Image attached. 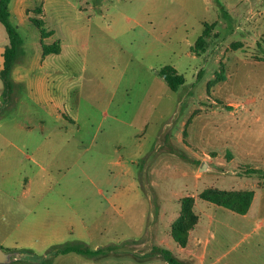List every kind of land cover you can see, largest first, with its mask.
<instances>
[{"label": "rangeland", "instance_id": "obj_1", "mask_svg": "<svg viewBox=\"0 0 264 264\" xmlns=\"http://www.w3.org/2000/svg\"><path fill=\"white\" fill-rule=\"evenodd\" d=\"M246 1L233 15L238 0H16L8 93L0 76V248L23 250L13 264H168L153 220L174 222L185 197L204 264H264V213L200 199L245 189L264 202V1ZM166 67L186 80L177 92ZM63 245L102 253L55 256Z\"/></svg>", "mask_w": 264, "mask_h": 264}, {"label": "trees", "instance_id": "obj_2", "mask_svg": "<svg viewBox=\"0 0 264 264\" xmlns=\"http://www.w3.org/2000/svg\"><path fill=\"white\" fill-rule=\"evenodd\" d=\"M11 1L12 0H0V23L4 27L9 39V46L6 47L5 54V69L0 72L1 79L5 85L4 94L9 92V86L11 84L9 74L12 65L20 55L22 46V40L18 34L17 28H15L10 21L11 14L9 7ZM34 25L40 29L42 38H47V32L43 29V23L35 22ZM208 35L209 31L206 27L203 35L197 40V44L201 48L198 49L197 47H194L193 52L199 54L200 50H203V43L205 42L204 37H207ZM42 51L44 56L51 54L57 55L61 52V45L58 46V44H53L52 46H47L43 44ZM160 75L164 77L173 92H177L185 83V78L182 75H179L172 67L162 69L160 71ZM256 172L257 171L252 172V174H255ZM260 174L264 178V172H261ZM253 197V191H223L214 188L205 189L200 194L201 200L228 209L238 215H245L248 213ZM180 203L182 205V211L178 219L172 225V238L178 246L184 248L187 246L191 230L198 223V216L194 210L195 200L193 197H185L180 200ZM153 252L154 254L159 255L168 264H183L168 250L155 247ZM70 253L87 257H95L101 254L102 251H92L75 245H63L57 247L54 255L58 256Z\"/></svg>", "mask_w": 264, "mask_h": 264}, {"label": "crops", "instance_id": "obj_3", "mask_svg": "<svg viewBox=\"0 0 264 264\" xmlns=\"http://www.w3.org/2000/svg\"><path fill=\"white\" fill-rule=\"evenodd\" d=\"M264 0H261L260 2H263ZM245 3V5L246 6H248V2L246 1V0H238V2L235 4V5H233V4H231V8L229 7V9H230V12L232 11V13H233V15H234V13H235V15H237V13L238 12H240L241 11V9H240V7L243 5ZM240 4V5H239ZM245 5H243V7L245 6ZM242 7V8H243ZM9 10H10V14H11V16H13L14 15V13H15V11H16V0H12L11 1V4H10V7H9ZM230 14V13H229ZM30 21V20H29ZM217 22V21H216ZM6 49V48H5ZM63 49V47H62V44H61V52L63 51L62 50ZM60 52V53H61ZM59 53V54H60ZM58 55V54H57ZM255 62H261V60H256ZM22 77H20L19 79H21ZM222 82H224V79L222 80V81H215L214 80V82H213V84L214 85H217V84H220V83H222ZM185 83H186V80H185ZM185 83H184V85H185ZM219 103V104H218ZM213 104L214 105H217V106H220V107H222V108H224V106H226L225 104H223V103H220L219 101H214L213 100ZM212 104V105H213ZM226 107H229V108H234V105L232 104V103H229ZM236 107V106H235ZM56 109L58 110V115L60 116V110H59V107H57L56 106ZM58 115H57V117H58ZM62 118V117H61ZM52 143H55V142H52ZM49 144V145H51L50 147H52V145H54V144ZM41 146H39L38 148H46V144H40ZM55 145H56V143H55ZM228 156V154L226 155V158H225V160L226 161H232L233 159H234V157L230 154V157H227ZM214 158V157H213ZM215 158H216V156H215ZM212 159V158H211ZM203 166H205L206 167V170L209 168V163L206 161V162H203L202 164H201V167H203ZM201 167L199 168V170H201ZM237 174V173H236ZM238 176V175H237ZM239 177H241V176H239ZM260 177H261V179L263 180L264 178L260 175ZM241 178H245V177H241ZM248 178H250V176H248L246 179H248ZM261 182H263V181H260V183L259 184H261ZM258 184V185H259ZM239 191H250V190H245V189H240ZM254 192V197H253V201H252V204H251V207H250V209H249V211H248V213L247 214H245V215H239V216H242L243 217V219H247L248 217H249V215L251 214V212L253 211V210H256L258 213H264V202H263V200L261 199V197H260V199H259V194L256 192V191H253ZM183 199V198H182ZM258 199H259V203L258 204H256L257 203V201H258ZM181 200V199H180ZM197 202V201H196ZM196 202H195V209H196ZM216 206V205H215ZM216 207H219V206H216ZM221 208H223V207H221ZM194 209V210H195ZM225 209V208H224ZM228 210V209H227ZM230 211V210H229ZM195 212H196V210H195ZM230 212H232V211H230ZM233 213V212H232ZM233 215H238V214H235V213H233ZM179 216H180V214H179ZM178 216V217H179ZM198 216V215H197ZM178 217L176 218V220L178 219ZM157 220V219H156ZM176 220H174V222L176 221ZM173 220H170V222H166V220H164L163 219V217L161 218V219H159L158 221H154L153 220V225H152V229L155 231L156 230V232H155V235H157V237L156 238H152L153 240H155L156 241V244H158V245H160V243L162 244V243H164V242H162L165 238H166V236L167 235H169V237H170V239H171V242H170V245H168V247H163V248H161V249H165V248H168V249H165V250H168V251H172L173 249H174V251H175V253L177 254V256L179 257V258H177L174 254V256L181 262V263H183V264H204L205 263V261H206V256H205V251H201L200 250V245H201V243H202V240H201V237H199V235H198V231L196 230V227H198L199 226V223H200V219H199V216H198V223L196 224V226L193 228V230L190 232V234H189V240H188V243H187V246L186 247H184V248H182V247H180V246H178L177 245V243L173 240V238H172V225H173ZM169 233V234H168ZM195 234V238H194V241H195V243L193 242V244H192V236ZM198 237V238H197ZM155 244V245H156ZM159 248V247H158ZM189 250V253H187L186 255H188L187 256V258H183L181 255H180V252L181 251H183V252H187ZM21 251H23V250H21ZM172 253V252H171Z\"/></svg>", "mask_w": 264, "mask_h": 264}, {"label": "water", "instance_id": "obj_4", "mask_svg": "<svg viewBox=\"0 0 264 264\" xmlns=\"http://www.w3.org/2000/svg\"><path fill=\"white\" fill-rule=\"evenodd\" d=\"M6 51V49H0L1 52ZM5 69V58L1 57L0 55V72H2ZM24 253L21 251H10L6 252L2 248H0V264H13L16 262L18 258L23 256Z\"/></svg>", "mask_w": 264, "mask_h": 264}]
</instances>
